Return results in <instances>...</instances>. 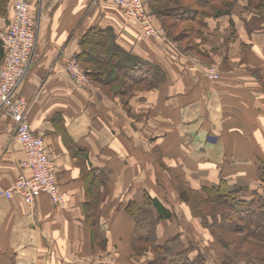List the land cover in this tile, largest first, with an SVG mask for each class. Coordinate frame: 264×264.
Wrapping results in <instances>:
<instances>
[{"label":"crops","instance_id":"0c3cea01","mask_svg":"<svg viewBox=\"0 0 264 264\" xmlns=\"http://www.w3.org/2000/svg\"><path fill=\"white\" fill-rule=\"evenodd\" d=\"M247 1L239 0L232 10L238 41L225 45L230 18L207 25L200 46L208 57L204 62L217 63L223 72L212 82L199 72L201 62L196 67L172 45L143 38L140 26L113 4L27 0L35 49L19 92L28 106L30 130L44 140L54 164L63 205L52 204L46 195L31 208L18 197H4L19 175L30 174L22 168L25 154L14 138L13 121L0 115V264H137L132 259L137 226L125 212L131 202L145 207L148 193L173 208L172 222L156 228L159 244L175 234L185 240L174 221L181 205L177 184L198 194L220 180L257 185L258 167L264 164V34L246 40L238 11ZM4 2L9 6L12 0H0V33L7 24ZM240 40L246 44L238 50ZM104 46L125 57L114 69L117 79L86 88L67 76L65 68L83 47L107 58ZM225 47L231 49L226 60L215 52ZM112 58L116 63L118 55ZM155 68L160 70L156 76ZM130 74L144 80L135 82ZM122 79L144 88L126 98ZM113 83V93L106 91ZM188 105L196 117L185 125ZM139 106L146 108L144 115ZM190 126L203 131L197 150L219 156L199 164L188 158ZM95 199V208L84 204ZM91 215L98 218L95 230ZM181 221L197 226L194 217Z\"/></svg>","mask_w":264,"mask_h":264},{"label":"trees","instance_id":"16d2710c","mask_svg":"<svg viewBox=\"0 0 264 264\" xmlns=\"http://www.w3.org/2000/svg\"><path fill=\"white\" fill-rule=\"evenodd\" d=\"M147 2L146 10H148L147 12H150L153 16L164 11L161 7L163 4L160 0H147ZM196 4H198V7L195 9V12L198 13L197 15L200 17L196 20H194L195 18L191 20L195 21L194 24L196 25V28H189L190 31L197 32V30L199 31L200 29L207 28V25L211 21H219L222 18L228 17V20L230 18L228 23L230 31L226 32L224 41L225 45L226 43H234L239 40L238 32L232 28L235 25L232 20L234 12H232V10L236 5H239V0H201L197 1ZM182 13L183 11H180L175 18L182 19L184 16ZM238 13V21H240V24H243V33L246 40H251L256 33H264V0H248L247 3L240 8ZM247 14H250L248 19L245 17ZM164 29L170 32V29H167L165 26ZM88 41L90 42V40H87V43ZM239 42V48L237 49H244L246 43L242 40ZM85 43L86 42H84V44ZM90 43H88L89 47ZM198 43L199 46L196 50V52H198L197 55L199 54L200 57L207 60L206 58L208 57L203 54L206 51L200 47L202 45L201 40ZM104 48L106 49L107 58H103L101 55L97 56L96 50L92 49V47L89 49L83 47L82 52L75 57V60L79 65L86 69L85 75H87L92 83L98 85L108 84L111 83L113 79H117L119 74L118 71H115L114 69L122 64L123 59H125V57H122L116 52L114 47L104 46ZM229 51H231V49L228 47L215 49L217 56L224 58V60L230 57L231 52ZM114 55H118L116 63H113L112 61L115 60L112 58ZM3 57L4 52L0 46V63L2 62ZM212 63L217 64L215 62ZM110 65H113L112 68L104 69V73H98L95 75L92 71V68ZM121 69L123 68L121 67ZM159 71L160 70L155 68L152 73L156 76ZM123 74L127 76L128 72L123 71ZM131 76L135 82L139 80L141 81V79L144 80V78L140 76L137 77L136 74ZM133 82L129 84L127 83V86L130 87H127L128 90L132 89L134 84H137ZM258 170L259 177L257 179V185L247 183L236 184L231 181L220 180L215 185H212L209 188H204L206 193H208L206 200H209L210 203L218 204L217 207L215 206L217 209L222 206L226 210V214H228L227 216L225 215V217H222V219L218 216V219L214 220L213 223H219L220 225L222 221V226H224V222L228 225L231 224L229 221L226 222V219L230 221L233 220L236 224L235 228L245 232L243 238H233L229 241L230 244L228 246L232 247V250L224 249L225 252L230 250L231 252L222 255L219 264H264V229H260L261 227H259V223L257 224L255 221V219L257 220L258 218L264 220V164H260ZM185 194L188 197L187 201H191V195L189 193ZM180 195L181 197L183 196L182 192ZM97 201L98 199H95L84 204L86 207L91 206L92 208H95ZM192 201L194 202V200ZM145 202V207H138L131 202V204H128L125 208L126 214L135 219V225L137 226L136 230L138 231V234H136V238H134L136 240H134L133 244L137 257H146L147 253L150 252L148 253L151 254L148 262L151 264H202L203 260L198 259L197 251H193L191 248V246L194 247L191 241L184 243L177 239V237H170L159 244L157 243V239L155 240V225L162 221L168 222L174 219L175 211H171L173 208L168 210L160 201L152 198L148 193H145ZM201 202H203V200H201ZM218 215L220 214L218 213ZM197 217L201 220V217L203 216L198 215ZM89 220L91 221L90 228H94L95 230L98 218H96L95 215H91ZM240 223L241 225L239 226ZM214 224L212 226L213 228ZM217 226L215 227L216 230L219 229ZM233 233L234 232L231 233V236ZM96 234L98 233L96 232ZM219 239L220 242L223 241L221 238ZM222 243L225 247L227 246L224 242ZM237 260H239V263H237Z\"/></svg>","mask_w":264,"mask_h":264},{"label":"rangeland","instance_id":"374dc122","mask_svg":"<svg viewBox=\"0 0 264 264\" xmlns=\"http://www.w3.org/2000/svg\"><path fill=\"white\" fill-rule=\"evenodd\" d=\"M197 1H201V0H160V2L163 4V5H161V7H162V9H164V11L158 15H155V16H153L150 12H148V13L150 14V16L153 17V26L156 27L157 29H160L163 33L162 42L166 45H169V44L172 45L173 48H175V53L176 52L177 53H180V52L184 53L185 56L183 57V59L186 62H188L189 64L190 63H192L193 65L195 64V66L197 67L198 63L201 62L200 66L197 67V68H199V72H201L203 77H205L207 80L213 82V81L219 80V78L221 77L223 72L219 68L218 64H213V63L211 64V63L204 62L206 60L204 58L200 57L199 54L197 55V52H196V50L199 46L198 42L200 40H201V42H203V38L207 36V33H206L207 28H203L202 30L200 29L201 31L197 30V32L190 31V29H189V28H193V29L196 28V25L194 24L195 21H191V20L194 18H195L194 20H196L197 18L200 17L197 15L198 13L195 12V9L198 7V4H196ZM26 2H27V0H26ZM13 3H14V0H12L11 4L9 3L10 8H11V5L13 6ZM27 5L29 6L30 11H31V5L29 4V2H27ZM1 6H2V9H5L7 11L5 13V20L7 21L6 28H5V30H3V32L0 33V34H3L8 30V28L11 25L14 10H12V12L9 11V15H8L7 14L8 13L7 9L9 8L8 2L2 3ZM180 11H183L182 14L184 15L182 17V19L175 18V16L177 14H179ZM31 13H32V11H31ZM249 16H250V14L245 15L246 19H248ZM134 22L137 23L136 21H134ZM160 22H161V24H159ZM241 25H243V24H241ZM164 26L167 29L169 28L170 32H168L166 29H164ZM166 34H167L168 38L166 37ZM258 34H264V33H256V35H258ZM142 37L145 39L157 40V38H155V37L154 38L144 37L143 32H142ZM112 66L113 65L100 66L99 68H97V67L92 68V71L94 72L95 75H97L98 73H104L105 72L104 69L112 68ZM80 68L86 74V72H85L86 69L83 68L82 66H80ZM89 68H91V67H89ZM86 78H87V84L84 86L86 88L92 87L94 85V83H92V81L87 77V75H86ZM120 82H121V85L127 86V84H124V79L120 80ZM110 85H111V87L110 88L105 87V90L113 93L117 83H116V85L114 83L110 84ZM102 87H104V86H102ZM127 87L130 88L129 86H127ZM142 87L144 88V85L143 86L138 85V87H135V85H134L133 86L134 89H129L128 94L125 97L128 98L131 95V92H133L132 90H135L137 88H142ZM148 88L153 89L151 87H148ZM148 88H146V89H148ZM139 109H140L139 112L142 115H144L146 108L143 106H139ZM184 115H185L184 124L186 125L187 121H190L191 118L196 117V111L194 110V106L188 105ZM145 118H148V117H145ZM190 127H192L193 131H191V137H190L189 142H188L189 147H190V153H189L188 158H190L193 163L199 164L202 160H205L206 158H210V157L215 158V157L219 156L220 152H216L214 155H212L209 152L207 153V150L205 148H201V149L197 150V145L200 144L201 141H204L203 139L200 140L201 136H198V134H200V133L203 134V131L201 129L196 128V126H190ZM178 129H179L178 130L179 141L182 143V131H181L180 127ZM180 185L181 184L176 185V187H178L177 188L178 189L177 200L179 201L178 204H181L180 206H176L177 207L176 208L177 214L179 215V219H178V221L177 220H174V221L177 223V227H178V229H180V233L184 236L185 240H183L181 235H178V234H175V236H173V237H177V239L181 240L182 242L184 241V243L191 241V243L194 246V247L191 246V248L193 251H195V250L197 251L198 259L203 260L202 264H205V263L206 264H219V261L221 260V256L226 255L225 253H229L232 250V247L228 246L230 244L229 241L232 240L233 238H238V239L243 238V235L245 234V232L242 230L236 229L235 228L236 224L234 223L233 220L230 221V220L226 219V222L229 221L231 224L228 225L227 223L224 222V226H222L223 225L222 221H221L220 225H219V223H217V224L213 223L214 220L218 219L217 218L218 216H220V218L222 219V217H225V215L227 216L228 214H226L227 212L222 206H220L217 209L216 207L218 204L216 205L214 203H210L209 200H206L208 193H206L204 188H209L210 186H208V187L203 186L201 191L199 192L201 194H198V193H196L197 191L192 192L190 190L181 188ZM57 190H58V188H57ZM181 192L183 195L182 197L180 195ZM58 193L62 197L60 191ZM185 193H187V194L189 193L192 197V200H194V202L192 200L187 201L188 197ZM62 199H63V197H62ZM201 200H203L204 204H203V202H201ZM186 207H188V212L186 210ZM218 210H221V211H218ZM218 213L220 215H218ZM198 215L203 216L201 218L205 219V220L201 219L202 220L201 221L200 218L197 217ZM192 217H194L196 220L197 226H195V229H194L193 224H191V223L188 224L187 222L181 221V219L189 221L192 219ZM255 221L257 222V224L259 223V227H261L260 229L263 230L264 229V220L258 218L257 220L255 219ZM170 222H172V221H170ZM213 224H214V228L212 227ZM240 225H241V223L239 224V226ZM216 226L219 229L216 230V228H215ZM225 226H226V228H225ZM157 227H158L159 231H160V229H162L161 228V222L157 223V225H155V228H154L155 234H156L155 240L158 239L157 230H156ZM260 229H259V231H260ZM232 232H234V233L231 236ZM217 236H218V238H217ZM219 238H221L223 240L222 242H224L227 245L226 247L223 245L222 242H220ZM145 247H147V246H145ZM224 249H227V250L231 249V250L225 252ZM148 253H150V252H148ZM148 253H147L146 257H142V258H138V257H136V255H134L132 257V259H134V261H135L134 263L151 264L150 262H148L149 261L148 258L151 256V254H148ZM237 261L236 262L239 263V260H237Z\"/></svg>","mask_w":264,"mask_h":264},{"label":"built area","instance_id":"2783aa9c","mask_svg":"<svg viewBox=\"0 0 264 264\" xmlns=\"http://www.w3.org/2000/svg\"><path fill=\"white\" fill-rule=\"evenodd\" d=\"M103 1L118 7L125 17L136 21L144 37L162 40V31L153 26V17L146 10L147 0ZM13 6L11 25L5 33L0 34L4 52L0 66V115L7 116L14 123V138L25 154L22 168L28 170L30 176L19 175L4 197H18L31 208L38 196L46 195L52 204L60 206L63 199L57 190L54 164L49 159L44 140L30 130L26 120L28 106L19 92L35 49V20L26 0H14ZM65 73L77 85L84 87L87 84L86 75L77 61L70 60Z\"/></svg>","mask_w":264,"mask_h":264}]
</instances>
